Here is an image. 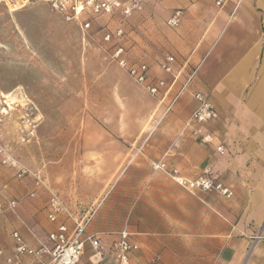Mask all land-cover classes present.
Wrapping results in <instances>:
<instances>
[{"label":"rangeland","instance_id":"obj_1","mask_svg":"<svg viewBox=\"0 0 264 264\" xmlns=\"http://www.w3.org/2000/svg\"><path fill=\"white\" fill-rule=\"evenodd\" d=\"M74 2L66 0L69 10ZM137 12L124 16L85 9L70 18L50 0L0 3V247L11 242L8 224L19 219L17 209L28 213L39 207L48 214L51 193L76 219L61 213L57 221L47 220L55 224L63 218L71 231L80 225L84 236L95 230L116 234L108 243L111 254L123 231L134 243L133 222L157 225L148 209L151 180L178 184L155 169L167 151L151 143L200 139L182 131L191 111L176 108L181 97L171 111L156 107L157 101L111 57L122 44L131 62L150 63V38L137 31ZM120 28L122 37L105 39ZM20 168L27 171L22 176ZM140 191L145 197L138 199ZM9 199L17 201L16 212L8 208ZM103 207L110 212L103 213Z\"/></svg>","mask_w":264,"mask_h":264},{"label":"crops","instance_id":"obj_2","mask_svg":"<svg viewBox=\"0 0 264 264\" xmlns=\"http://www.w3.org/2000/svg\"><path fill=\"white\" fill-rule=\"evenodd\" d=\"M216 1L145 0L137 12V31L150 38L148 56L154 64L150 78L165 79L170 85L177 77L169 97L191 79L176 108L192 114L198 105L195 93L200 91L219 113L212 122L187 129L184 125L182 131L200 139L197 142L151 143L154 149L167 151L156 162L165 156L169 168L188 178L207 172L229 186L233 196L190 192L171 182L162 186L151 180L148 209L157 216L153 218L157 225L131 224L138 245L132 264H264V0H226L221 6ZM177 10L182 11L181 23L171 27L168 21ZM141 46L137 43L144 53ZM167 55L177 60L170 74L160 67ZM152 97L159 108L169 100L162 104L161 94ZM194 129L202 134L196 135ZM144 197L141 191L137 195ZM113 203L106 205L108 209ZM140 203L137 200V208ZM105 208L103 213L110 212ZM26 212L18 208L19 219L8 224L11 242L0 247L4 250L0 264H8L14 250V231L38 248L64 222L63 218L49 222L46 210L39 207ZM99 231L103 230L89 233ZM116 238L103 231L102 253L88 243L79 264H118L115 252L110 253ZM49 258L27 255L12 264H39Z\"/></svg>","mask_w":264,"mask_h":264},{"label":"built area","instance_id":"obj_3","mask_svg":"<svg viewBox=\"0 0 264 264\" xmlns=\"http://www.w3.org/2000/svg\"><path fill=\"white\" fill-rule=\"evenodd\" d=\"M9 1L10 0H0V3H8ZM225 1L226 0H217L216 4L221 6ZM50 2L57 10L67 14L70 18H78L79 14L85 9L94 14L120 13L124 16L131 15L135 10H141L144 0H75L74 4L71 5V10L67 7L66 0H50ZM181 16L182 11L177 10L169 19L168 24L171 27H178L181 23ZM85 26L89 27L90 23L87 22ZM123 35L124 30L120 28L114 34H106L105 39L110 40L112 36L120 38ZM111 57L118 65L126 69L129 75L150 95L156 97L161 94L162 104H165L163 102L168 98V103L164 105L166 112L173 109L191 80L188 79L178 93L169 97L177 77L174 78L173 83L170 85L165 79H151L149 76V64L144 60L137 61V63L131 62L127 57V48L122 44H118L114 47ZM176 63L177 60L175 56L167 55L164 61L160 64V67L164 72L170 74L174 72ZM195 99L197 100L198 105L186 122L185 129L193 127L195 124L212 122L219 117V113L208 95L199 91L195 93ZM194 133L201 135L202 131L200 129H194ZM203 139L209 141L210 136L204 135ZM219 150H222V147H219ZM6 161L7 160L4 162ZM12 164L16 166L14 163ZM154 167L155 169H160L166 172L179 186L186 188L190 192H215L226 198H231L233 196V191L229 186L212 178L207 172L194 178H188L181 174L177 168H169L165 156L158 162L154 163ZM26 172L25 169L20 168L19 176L24 175ZM40 182V177L37 176V185H39ZM31 195L34 196L35 193L32 192ZM16 207L17 201L9 199L8 208L16 211ZM3 213L4 207L0 204V215ZM61 213L76 219L74 212L66 206L61 197L56 193H51L48 202V219L55 222ZM82 232L83 227H80V225L71 231L68 225L63 222L56 229L48 233L47 242H40L38 248H33L24 240L18 231H14L12 233L14 250L12 254L7 257L6 262L12 264L27 255L39 258L44 254H48L50 257L49 261L39 260V264H79L83 259L88 243L97 253H102L100 250L102 247L100 234L95 233L84 236ZM117 244L115 252L117 263L130 264V253L137 249L138 245L131 243L127 231L121 233V238ZM3 254L4 250L0 249V255Z\"/></svg>","mask_w":264,"mask_h":264},{"label":"bare ground","instance_id":"obj_4","mask_svg":"<svg viewBox=\"0 0 264 264\" xmlns=\"http://www.w3.org/2000/svg\"><path fill=\"white\" fill-rule=\"evenodd\" d=\"M80 9H82V8H80ZM4 112V111H3ZM6 112V111H5Z\"/></svg>","mask_w":264,"mask_h":264}]
</instances>
